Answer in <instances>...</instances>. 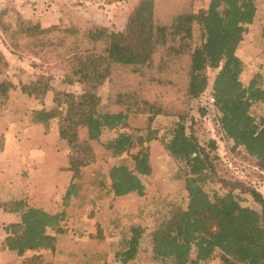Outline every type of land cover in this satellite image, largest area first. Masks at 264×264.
<instances>
[{
    "label": "trees",
    "instance_id": "obj_1",
    "mask_svg": "<svg viewBox=\"0 0 264 264\" xmlns=\"http://www.w3.org/2000/svg\"><path fill=\"white\" fill-rule=\"evenodd\" d=\"M191 6L192 0H141L120 31L85 24L86 21H79L68 30L59 26L45 28L39 21L22 15L10 22L5 20L8 6L0 9V34L11 51L31 53L48 67L64 70V77L56 86L46 74L23 80L19 74L10 76V63L0 53V123L16 90L12 78L19 80L20 91L35 104H44L42 101L53 94L54 107L35 105L30 121L45 126L47 131L56 123L60 140L67 142L68 170L72 173V183L64 198L67 206L83 192L79 182L83 171L97 163L91 142L99 141L104 129L126 127L129 111L141 112L132 103L136 93L127 91L125 88L129 87L125 83L130 80L134 88L146 89V92L151 86L150 89L158 91L165 89L171 100L149 118L144 135L134 137L123 133L106 145L114 158L127 155L133 161L132 166L125 161L112 166L107 177L109 194L115 198L145 196L142 178L153 173L150 145L159 140L160 130L151 125L163 112L175 120L161 139L165 151L186 168L184 175L177 179L185 178L188 207L184 210L174 205L169 210H161V223L149 235L153 259L169 264H211L219 252L223 264H264V197L253 189L243 188L242 184L227 181L224 184H231L230 190L213 189V194L206 191L207 183L213 185L216 179L214 159L195 135L194 119L189 117L190 101L204 96L211 87L213 110H210L214 119L226 136L243 147L264 171V117L256 118L252 113L254 105H264V75L256 74L245 86L241 79L245 64L237 55L247 27L255 21L256 0H211L206 10L198 13ZM195 23L201 26L205 39L202 45L194 47ZM177 42L178 48L173 45ZM208 70L217 71L211 86ZM123 71L125 74L121 75ZM116 80L119 84L114 86ZM77 83L83 86V93L76 95L67 91L66 87ZM106 83L110 84L108 98L112 103L110 111L101 113L98 93ZM150 98L160 105L164 99L159 92ZM140 99L143 101L144 97ZM143 103L149 107L147 100ZM200 109L206 115L207 109ZM188 119H191L189 128ZM80 127L87 132L84 142H79ZM210 146L215 149V142ZM105 182L98 185L103 186ZM241 193H249L257 206L243 205L247 199ZM0 208L20 216L19 222L6 226L1 248L19 257L30 252L32 255L26 258V264H41V254L56 252L57 237L49 230L57 235L68 233L61 227L65 214H50L30 207L24 200L0 202ZM122 234L125 237L117 260L119 264H128L138 256L147 230L145 226L134 225Z\"/></svg>",
    "mask_w": 264,
    "mask_h": 264
},
{
    "label": "rangeland",
    "instance_id": "obj_2",
    "mask_svg": "<svg viewBox=\"0 0 264 264\" xmlns=\"http://www.w3.org/2000/svg\"><path fill=\"white\" fill-rule=\"evenodd\" d=\"M141 0H0V9L8 6L9 13L5 20L15 22L18 15L26 19L39 21L45 28L51 26H59L64 30L73 29V24L79 21H86L93 26H103L112 31H120L126 26L127 20L140 3ZM211 0H192L191 9L195 13L206 10L209 7ZM10 2V3H8ZM258 12L255 21L252 25L247 27V33L244 35V40L240 44L237 55L245 64L244 73L241 76L242 82L248 86L250 81L256 74L264 75V38L262 37V29L264 27V0H256ZM0 10V11H1ZM21 13V14H20ZM90 27V25H89ZM205 33L198 23L194 24V47L200 46L204 42ZM176 48L180 43H173ZM167 48V47H166ZM161 51H168L162 49ZM0 53L8 60L11 68V75H18L23 80H28L34 75L46 74L47 78L55 86L64 77V70L56 68V66L48 67L36 56L31 53L19 54L11 51L9 43L5 41L0 34ZM125 74L123 71L121 75ZM209 85L211 86L217 71L208 70ZM120 75V76H121ZM123 79V78H122ZM16 85V90L12 92L11 99L8 101L5 112L6 117L0 123V136H3L7 130L8 134L13 131L11 138L13 140H21L20 147L25 141L30 146L27 147V152L31 150L32 141L39 139V132L34 131L28 136L18 134L16 137L17 126L24 120L25 123L31 124L30 111L36 109L34 107L52 109L54 107L53 94H49L41 103L33 101L27 95H22L20 91L19 80L12 78ZM126 80L127 77H126ZM119 81H114L116 86ZM125 88L137 95L136 99L132 101L136 105V110L139 108L141 112L129 111V119L126 127H120L117 130L104 129L99 141L91 142L96 154L97 163L85 169L81 176L80 183L83 185V192L77 198H72L69 207L65 210V217L61 221L63 228L68 230V233L62 236L58 244L56 252H44L41 254V264H119L117 260V253L121 251V241L123 231L134 225L145 226L147 235L143 237L138 256L128 264H169L163 261H156L153 259L152 243L150 241V234L153 229L158 227L161 223L159 214L161 210L171 209L174 205L187 209V193L185 188V178L177 179L178 176L184 175L186 170L183 164L175 161L168 152L165 151L161 138L166 135V130L175 124L172 117L164 116L162 113L156 118L151 127L159 130V140L154 141L150 145L151 165L153 173L149 177H143V183L146 186V193L144 197L132 195L128 198L115 199L112 198L110 190V182L107 177L109 171L114 165H118L125 161L128 166L133 165L132 159L124 155L120 158H114L112 154L106 150V145L120 134H132L134 137L144 135L147 132L149 125V118L155 111L161 109V106L170 101L171 98L165 89L155 90L134 88L130 80L125 83ZM208 88L204 96L198 99H192L189 104V117L194 119V133L200 141L201 145L211 153L214 165V172L216 179L214 184L207 183L206 191L213 194V189L227 191L232 188V185H225L224 181L233 184L239 183L243 188H250L259 192L264 197V171L260 170L256 160L250 157L246 150L237 146L231 139L223 132L219 123L214 119L212 108L210 105L211 91ZM67 91L74 92L79 95L83 93V86L80 83L74 86L66 87ZM168 90V89H167ZM110 92V84L101 88L98 93V103L100 104V112L106 113L111 109V103L108 96ZM159 92L164 99L160 105L157 101H151V94ZM185 95V94H184ZM144 97L142 101L140 99ZM167 96V98H166ZM147 100L149 107L143 102ZM126 102V101H125ZM125 102L124 103L125 105ZM153 102V105H152ZM116 103V102H115ZM36 105V106H35ZM152 107L150 108V106ZM118 107V106H117ZM127 111L128 108L124 106ZM200 108H206V115H202ZM212 109V110H210ZM210 110V115L208 113ZM18 112V114H14ZM252 113L256 118L264 117V105H254ZM191 119L186 121V126L189 128ZM57 132V125L52 124ZM11 128V129H9ZM79 142H84L87 139V132L85 128L79 129ZM33 136V137H32ZM32 137V139H31ZM52 138V137H50ZM167 139V138H166ZM29 140V141H28ZM32 140V141H31ZM211 142H215V149L209 147ZM63 146H58L59 155L63 154V149L66 154H69V148L66 141H61ZM64 147V148H63ZM20 153H23L24 147ZM132 153H134L132 151ZM3 154L0 153V201L6 200L10 191L9 182L12 185L14 193L21 194V190H14L19 178H3V173L6 170L12 172L19 168L15 162L11 160L10 168L4 165ZM10 157L14 158V153L10 152ZM15 159V158H14ZM16 160V159H15ZM24 170V169H23ZM25 172V170H24ZM27 177V176H26ZM20 182L27 185L28 192H40L44 194L46 199L50 198L49 193L45 192L44 181L38 182V188L30 184V178ZM106 181L103 186L98 183ZM48 181V180H47ZM20 187V186H19ZM40 191V192H39ZM240 193V190L236 191ZM242 192V191H241ZM99 194H103L105 199L99 200ZM109 195H111L109 197ZM242 197L247 199L244 202L245 206H257L254 204L249 193H241ZM96 200L97 204H96ZM60 201V199H59ZM57 201V202H59ZM60 204V202H59ZM254 204V205H253ZM98 209V211H96ZM1 212V210H0ZM1 215V213H0ZM18 217L10 221L3 222L0 219V264H26V258L32 254L29 252L24 257H19L16 253L2 250V241L6 236V226L18 221ZM20 221V220H19ZM18 221V222H19ZM3 222V223H1ZM99 231H102L99 232ZM52 234L53 232L50 231ZM101 234V235H99ZM195 256V253H193ZM211 264H223L222 255L217 252Z\"/></svg>",
    "mask_w": 264,
    "mask_h": 264
},
{
    "label": "crops",
    "instance_id": "obj_3",
    "mask_svg": "<svg viewBox=\"0 0 264 264\" xmlns=\"http://www.w3.org/2000/svg\"><path fill=\"white\" fill-rule=\"evenodd\" d=\"M14 114H18V112H14ZM52 124H56V123H52ZM51 127L47 131L45 126L43 125H36L32 123L28 124L25 123L23 120L20 123V125L17 126L16 137L18 134L23 135V133L24 136L26 137L34 131L35 132L38 131L40 135L38 140L36 141L31 140L32 143H31L30 152H27V147H29L30 145L27 144L25 141H23V145H22V147H24L23 153H20L21 150L23 149L22 147H20L21 143H19L21 140L18 139L13 140V138H11V134L13 135V131H11L8 134L7 131L8 129H7L4 132L3 143H0V153L3 154L1 157L3 158L5 164L4 166L6 168L8 167L10 168L11 166L10 164L12 160V162L16 163L19 169L15 172L6 170L3 172L5 174H3L2 176L3 178H9V179L12 177L19 178V181L17 182L16 188L14 190L16 191L21 190V194L18 195L17 193H14L12 185L9 182L10 191L8 193V196L6 200L3 199L0 202H14V201L24 200L29 203L30 207L44 210L50 214L53 215L56 213H62L63 215L65 214V210L67 209V207H69V205L67 206L64 205V198L72 183V173L68 170L69 160L65 150L63 149V154H61V156L59 155L58 152L59 151L58 146H63L61 144L62 140H60L59 134L56 133L55 131L56 128L55 127L51 128ZM10 152L14 153L15 155L14 158L16 160L10 157L9 155ZM23 169L25 170V172ZM23 176L25 177L27 176L26 179L30 178L29 180L30 184L36 186L37 188L39 187L38 186L39 179L45 180L43 185L46 188L45 192L49 193L50 198L47 200L45 198L46 196L42 194L43 192L41 193L40 191H39L40 194L36 192L29 193L27 185H24L20 182V180H23ZM110 196L111 195H109V197ZM130 196L132 195H128L121 198H128ZM111 197L115 198L114 195H112ZM98 199L104 200L105 197L104 196L101 197V194H99ZM115 199L118 200L120 198H115ZM99 200H96V204L97 201ZM57 201H59L60 204ZM0 210H1L0 219L4 220L3 222L10 221L15 217H18V219L20 220V216L17 213L5 212L3 208H0ZM96 211H98V209H96ZM11 223H15V221ZM52 235L57 237V242H58L57 244L60 243L61 240L60 238L64 236L61 234L57 235L55 232H53ZM57 250H58V245H57Z\"/></svg>",
    "mask_w": 264,
    "mask_h": 264
}]
</instances>
